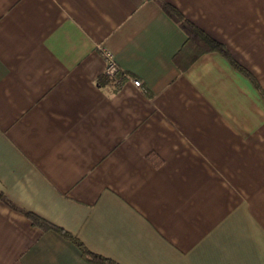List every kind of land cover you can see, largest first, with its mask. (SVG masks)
<instances>
[{
	"label": "crops",
	"instance_id": "1",
	"mask_svg": "<svg viewBox=\"0 0 264 264\" xmlns=\"http://www.w3.org/2000/svg\"><path fill=\"white\" fill-rule=\"evenodd\" d=\"M0 194V264H264V0H0Z\"/></svg>",
	"mask_w": 264,
	"mask_h": 264
},
{
	"label": "trees",
	"instance_id": "2",
	"mask_svg": "<svg viewBox=\"0 0 264 264\" xmlns=\"http://www.w3.org/2000/svg\"><path fill=\"white\" fill-rule=\"evenodd\" d=\"M159 2L162 5V7L167 9L166 3L161 2V1H159ZM168 10H170V9H168ZM172 16H174L175 19L178 21L179 25L185 29L186 33L188 34V40H190L192 42V44L198 46L200 51H203V52L204 51H218V52L222 53L223 55H225L226 57H228L230 59V62L235 67L242 69L236 63V61H234V59L228 54L224 45H222L220 42L216 41L212 37L208 36L207 34L202 32L198 28L192 26L180 14L175 13ZM149 159L156 166L160 165L162 162L161 159L157 155H155L154 153H151L149 155ZM0 198H1V194H0ZM27 214L34 221V223H38L40 225L43 224V222L38 217L31 215L29 213H27ZM58 231H60L64 236L72 239L78 245V247L81 249L82 256L85 258V260L92 262V263H99V264H118L115 261H113L107 257L93 253L92 251L88 250L79 239H77L76 237L71 235L69 232L61 230V229H58Z\"/></svg>",
	"mask_w": 264,
	"mask_h": 264
},
{
	"label": "built area",
	"instance_id": "3",
	"mask_svg": "<svg viewBox=\"0 0 264 264\" xmlns=\"http://www.w3.org/2000/svg\"><path fill=\"white\" fill-rule=\"evenodd\" d=\"M104 68L99 84L102 86L113 83L119 85L123 77L126 75L119 67L114 55L107 49L103 48ZM132 83L139 86L141 81L138 78H133Z\"/></svg>",
	"mask_w": 264,
	"mask_h": 264
}]
</instances>
